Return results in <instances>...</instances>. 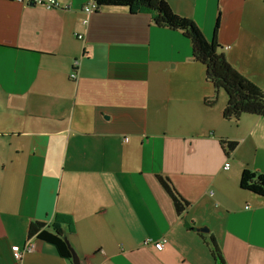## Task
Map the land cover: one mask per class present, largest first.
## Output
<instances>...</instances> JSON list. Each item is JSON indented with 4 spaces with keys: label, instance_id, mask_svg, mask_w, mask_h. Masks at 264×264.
<instances>
[{
    "label": "crops",
    "instance_id": "crops-1",
    "mask_svg": "<svg viewBox=\"0 0 264 264\" xmlns=\"http://www.w3.org/2000/svg\"><path fill=\"white\" fill-rule=\"evenodd\" d=\"M89 1L0 0V264H72L28 234L58 212L81 264H214L210 236L225 264H264V196L238 185L264 172V116L223 117L180 30L123 5L87 15ZM165 1L208 40L218 17L226 60L264 88V0Z\"/></svg>",
    "mask_w": 264,
    "mask_h": 264
},
{
    "label": "trees",
    "instance_id": "trees-1",
    "mask_svg": "<svg viewBox=\"0 0 264 264\" xmlns=\"http://www.w3.org/2000/svg\"><path fill=\"white\" fill-rule=\"evenodd\" d=\"M98 6L114 5L126 6L130 13L149 14L155 24L168 26L180 30L189 38L192 46V57L203 63L206 67L205 76L217 92L220 88L224 91L227 101L222 115L224 118L238 119L241 114L264 116V88L255 84L251 79L240 74L225 58L216 39V29L219 18L213 26V37L208 40L196 23L188 17L177 15L165 0H94ZM228 151L236 148V141H221ZM158 182L170 195L171 202L177 213L188 208L189 203L172 185L167 176L158 175ZM238 185L242 189L264 196V172L250 170L244 167L241 170ZM71 216L55 213L53 222L45 226L44 222L31 223L28 227L29 236L35 235L39 239L54 245L59 256L71 262V252L65 242V232L71 231L73 226ZM65 226V229L63 228ZM210 251L214 264H225L217 243L212 236L209 237Z\"/></svg>",
    "mask_w": 264,
    "mask_h": 264
},
{
    "label": "built area",
    "instance_id": "built-area-1",
    "mask_svg": "<svg viewBox=\"0 0 264 264\" xmlns=\"http://www.w3.org/2000/svg\"><path fill=\"white\" fill-rule=\"evenodd\" d=\"M20 1V3H26V4H36V5H40V6H44L46 8H58L59 7V2L58 0H17ZM97 3L94 0H90L88 3H86L85 5H82L81 9L83 11V13L89 15L92 14L93 12L96 11L97 9ZM83 23H86V20H83ZM82 35H78L77 37H80ZM77 61L74 62V64ZM71 77H75L74 74H71ZM125 140L126 137H125ZM228 166V162L224 163L223 168L226 169ZM31 237L27 238L24 245L22 247H19L17 244L11 246L12 249V256L14 257V259L19 260L21 255L24 252H32L34 250V240L30 239ZM148 242V240L146 241ZM163 240H160L158 242H153V246L155 249L157 250H161L162 246H163ZM90 264V263H89Z\"/></svg>",
    "mask_w": 264,
    "mask_h": 264
},
{
    "label": "water",
    "instance_id": "water-1",
    "mask_svg": "<svg viewBox=\"0 0 264 264\" xmlns=\"http://www.w3.org/2000/svg\"><path fill=\"white\" fill-rule=\"evenodd\" d=\"M207 230H208L207 227L197 228V231H201V232H207ZM64 240H65L66 245L68 246V248H69V250L71 252L70 259H71L72 264H81L80 261H79V258L77 256V254L75 252V250L70 246V244L68 243V241L66 240V238Z\"/></svg>",
    "mask_w": 264,
    "mask_h": 264
},
{
    "label": "rangeland",
    "instance_id": "rangeland-1",
    "mask_svg": "<svg viewBox=\"0 0 264 264\" xmlns=\"http://www.w3.org/2000/svg\"><path fill=\"white\" fill-rule=\"evenodd\" d=\"M219 90L223 92L224 96H226L225 93H224V91L222 90V88H220Z\"/></svg>",
    "mask_w": 264,
    "mask_h": 264
}]
</instances>
